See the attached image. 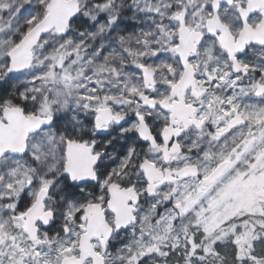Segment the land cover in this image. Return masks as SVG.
Listing matches in <instances>:
<instances>
[{
	"label": "snow or ice",
	"instance_id": "1",
	"mask_svg": "<svg viewBox=\"0 0 264 264\" xmlns=\"http://www.w3.org/2000/svg\"><path fill=\"white\" fill-rule=\"evenodd\" d=\"M0 264H264V0H0Z\"/></svg>",
	"mask_w": 264,
	"mask_h": 264
}]
</instances>
